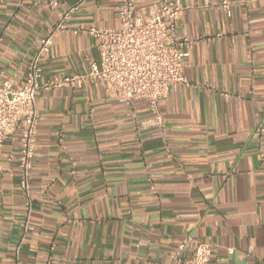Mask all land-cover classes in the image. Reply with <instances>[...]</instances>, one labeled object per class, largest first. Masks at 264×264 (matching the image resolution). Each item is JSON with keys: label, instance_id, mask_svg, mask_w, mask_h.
I'll list each match as a JSON object with an SVG mask.
<instances>
[{"label": "crops", "instance_id": "1", "mask_svg": "<svg viewBox=\"0 0 264 264\" xmlns=\"http://www.w3.org/2000/svg\"><path fill=\"white\" fill-rule=\"evenodd\" d=\"M122 1L0 0V79H24L74 6L41 63L45 79L86 73L97 41L73 30L119 27ZM180 1L188 84L161 101L163 124L86 79L39 93L28 192L18 132L4 142L0 264H194L199 241L206 264H264V0Z\"/></svg>", "mask_w": 264, "mask_h": 264}, {"label": "built area", "instance_id": "2", "mask_svg": "<svg viewBox=\"0 0 264 264\" xmlns=\"http://www.w3.org/2000/svg\"><path fill=\"white\" fill-rule=\"evenodd\" d=\"M220 5L230 11L228 0H223ZM76 8L70 7L61 16L51 35L67 29L66 21ZM186 8L180 0H161L148 7H138L134 0H123L118 9L119 27L90 25L73 30L74 33L89 34L97 41L100 59L91 62L86 73L60 79L44 78L41 58L50 43V35L40 40L24 79H0V152L4 142L18 132L21 186L26 192L42 118L37 107L41 91L74 87L86 79L93 83L104 82L122 101L148 100L157 111V121L164 123L159 110L161 101L171 87L188 84L184 68L193 40L179 31ZM185 244L186 240L179 245V250H183ZM212 252V244L199 241L192 262L206 264Z\"/></svg>", "mask_w": 264, "mask_h": 264}]
</instances>
